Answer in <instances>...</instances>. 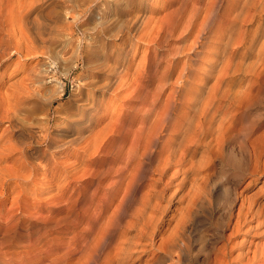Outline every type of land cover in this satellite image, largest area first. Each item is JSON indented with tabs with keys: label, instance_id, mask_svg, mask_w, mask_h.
Listing matches in <instances>:
<instances>
[{
	"label": "rangeland",
	"instance_id": "obj_1",
	"mask_svg": "<svg viewBox=\"0 0 264 264\" xmlns=\"http://www.w3.org/2000/svg\"><path fill=\"white\" fill-rule=\"evenodd\" d=\"M13 2L16 0H0V41L5 36L6 27L10 26L3 18L4 12L10 8L15 11L13 4L18 6L17 2ZM20 2L19 8L15 12L12 9L11 11L15 16L17 14L23 16L24 22L34 20L36 25L26 31L39 36L41 42H36V45L42 52L38 50L28 55L15 54L10 59L6 53L0 52L2 105L0 113H6V109L10 107L8 102L14 104L19 98V102L39 99L41 103L39 101L35 111L28 117L19 113L17 115L19 119L13 124L7 119L0 121V264H25L27 259H30L32 264H48L56 248H64L62 251L69 250L72 248L70 246L75 247L77 241L83 242L87 237L90 231L88 220L94 210V206L90 205L91 202L87 198L96 194L99 201L104 195H101V192L104 193V190L113 187L110 181L101 182L105 165H99L98 160L85 163L89 157L94 156L88 153L92 147L84 152L81 146L88 144L90 140L102 139L103 128L108 123L112 125L116 123L115 132L118 134L123 130L133 131L140 127L139 123L123 126L117 124L119 123L117 120L128 115L139 116L138 119H141L149 106V109L153 107L154 111L160 110L162 99L170 91V87H163V90L160 89L161 86L158 87L162 71H173L168 81L164 82L170 83L166 85L178 87L179 83H175L176 77L189 55L186 50L177 52L189 42L180 40L181 33L192 28L193 20H200L204 8L216 6L221 11L228 0H20ZM135 21H138V29L133 33L130 27ZM9 28H12V25ZM146 32L149 34L145 35L148 36L147 39L143 35ZM206 39L203 48L199 47L201 53L199 51L191 56L200 63L198 68L200 74L209 70L208 63L204 62L209 59L206 56L210 45L209 36ZM79 49L81 51H77ZM87 51L91 53L88 60ZM2 53L6 54V57ZM112 53H115L116 57L110 59L108 54ZM123 58L131 60L130 66L124 68L126 72L122 73L123 77L126 76L124 81L128 88L124 86L126 91L123 90L113 99H107L111 95V89H115V92L120 87L116 89L113 85L109 90L101 87L114 74L113 68L116 64H121ZM254 59L253 56L247 58L248 62ZM160 61H163V65L158 68L157 64ZM115 75L118 76V72ZM187 76L180 84L183 83V89L195 91L200 79L197 78L195 83L189 84L190 80L187 79L192 80L193 74L189 73ZM214 79L215 77L208 78L206 86L213 84ZM100 88L103 91L100 90L98 94L106 98V102L95 100L97 89ZM134 90L137 93L131 98L133 101H130ZM10 99L12 102L7 101ZM262 99L264 100V96ZM239 110L244 111L242 118L247 123L256 121L258 128L253 137H259L258 132L261 133L257 142L264 144V116L262 117L264 111H261L264 110V101ZM168 133L169 129L165 130L162 136L166 137ZM242 135L244 133H241ZM240 141L241 137H237L231 146L226 145L223 148V151L226 150L222 151L221 155L211 157L212 159L207 160L210 163L206 162V166L189 176L191 182L194 181L192 180L194 177L200 179L195 189L190 187L191 183L187 179L183 188L173 185L162 198L157 194L154 196L156 201L152 206L154 204L157 206H153L149 213L153 214L151 215L153 219V216H159L155 217L159 220L157 219V225L155 219L151 220L153 224L149 223L150 226L155 225L150 229V233L154 234L153 238L142 237V231H149L142 219L123 216L124 222H121L122 225L115 229L112 235L114 240L117 237L112 246L116 247L121 237L123 238L120 240L133 237L136 242H144L138 246L142 248L137 247L131 258H127L126 264H215L218 256L226 251L229 253L236 250L240 246L239 241H245L243 243L247 247L250 245L254 247L257 242L264 244V223L258 227L254 226L257 225L256 222L259 224L264 220V171L251 174L253 160L249 157L248 149L239 148ZM120 143L122 144L120 140H114V147H119ZM202 150L203 148L198 149L195 159L200 157ZM85 169L93 173L95 171V174H91L90 171L85 173ZM146 173L147 180H144V186L137 196L142 191L158 190L159 186H163L156 180L158 175L152 173L150 168ZM185 176L186 174L181 172L177 181ZM74 190L79 192L73 197L77 203L69 212L65 203ZM171 193L172 198L168 197ZM192 193L194 194L191 197ZM64 198L66 201L63 202ZM251 199H254L255 207L259 203L257 201H262L263 206L260 208L261 214L250 223L249 220L255 217L253 213L246 212ZM158 205L163 207L156 208ZM124 217L129 219L125 220ZM103 221L104 219L98 218L95 221L96 228ZM234 224L238 227L240 225L241 228ZM155 228L156 231L153 230ZM121 232L124 233L123 236L120 235ZM28 235L32 237L31 242L27 241ZM144 247L147 251L142 250ZM137 255L140 257L136 258Z\"/></svg>",
	"mask_w": 264,
	"mask_h": 264
},
{
	"label": "bare ground",
	"instance_id": "obj_2",
	"mask_svg": "<svg viewBox=\"0 0 264 264\" xmlns=\"http://www.w3.org/2000/svg\"><path fill=\"white\" fill-rule=\"evenodd\" d=\"M16 2L18 3V6L19 3L21 4L20 0H16ZM13 5L15 6L13 7L16 8L15 9L16 11L17 8L19 7L17 6V4L16 5L13 4ZM11 9L12 8L8 9L10 10L8 13H7L8 10L4 12L5 14L3 18L6 21H8V24L10 23L9 24L10 26L12 25V28H9L10 26L6 27L5 29L6 32L4 33L5 36L0 41L2 42L0 44V52L6 53L8 55V59L12 58L15 54L28 55L37 52L39 48L37 47L38 45H36V42H39L40 38L34 33L30 34L27 32L29 29H32V27H34L36 23L34 22V20L33 22L22 21L23 16H20L18 14L15 16L14 9H12V11L14 12H12ZM20 10L23 11V9ZM193 22L194 23L192 25V28L187 30L185 33L182 31L183 33H181L182 36L180 37V40L185 42L189 41V42L185 43L184 48L182 49L181 47L182 50L180 49L177 52H183L184 50H186L189 55L185 59V62L183 63L176 77L175 83H179L178 87L177 85L176 86L166 85V84H170L167 83V81L170 75L173 74V71L163 70L158 80V87L161 86L160 89H162L163 87H167V88L170 87V91H168L167 96L163 98L161 101L162 108L158 111H154V108L152 107L149 109L150 107L149 106L147 108L148 110L146 109L147 111L145 112V114L141 119H138L139 116L128 115L125 118H119L117 120L119 122L117 124L120 125L122 124L123 126L125 125L127 126V124L132 125L139 123L140 127L133 131L123 130V131H119L118 134L115 132L117 126L116 123L114 122L116 126L114 124L113 126L111 123H108L103 128L104 134L103 137H101L102 139L99 138H98L99 140L92 139L93 141L90 140L88 144L81 146V148L82 147L84 148V152L89 151L90 147H92V149H90V152L88 153L90 154V156L92 155L94 156L92 158L89 157L85 163L88 164V163L96 162L98 160L99 165H105L106 167L105 169H103L102 173H104V175L101 178V182L110 181L113 184V187L111 189L104 190V193L101 192V195L102 194L104 195L103 197L100 198L99 201H98V196L96 194L87 198L91 202L90 205L94 206V208L92 207L94 209L92 213L93 214L98 213L97 216H93L92 214V216L89 217L88 222L90 223L89 224L90 228L89 227L88 228L90 229V231L89 232L87 231L88 232V234L86 235L87 237L86 238L84 237L85 239H83L84 240L83 242L78 243L77 241L75 247L74 245L70 246V248L74 247L73 249L71 248L69 250L67 249L62 251L64 248L63 249L61 248L62 250L60 248H56L54 250L55 251L54 255L50 256L52 258L49 259L48 264H126L127 258L129 257L131 258L133 252L137 250L136 248L138 246H141L144 242L143 241H142L143 243L141 241H140L141 243L139 241L136 242L133 239V237H127V238L124 237L125 239L120 240L121 238H123L121 237L119 239V242H117V246L116 247L112 246V244H114V242L117 240V237H115L114 240L112 235H114V230L120 227V225H122L121 222L123 221L122 220L123 216L129 215L137 219H142L144 221L143 224L145 225V228L149 230V231L141 230L142 237H148L150 239L153 238L152 236H154V234H151L153 232L150 233L151 231L150 229L154 228V226L157 225V221L159 220L158 218H157L158 220L155 219V217H159V216H153L154 219L156 220V224L154 226L149 225V223L152 224L154 223L151 221V220L154 221V219L151 218V215L153 214L149 213L150 209H153L152 208L153 206H157L155 204L152 206V204L156 201V200L154 201V196L157 194L158 197L161 196L162 198V195H165V192L167 190L170 191L173 185H177L178 187L183 188L186 184L187 179L191 183L190 187L191 188L194 187L195 189L200 179L194 177L195 179H192L194 181L191 182L189 176L191 174L192 175L196 174L198 172V169L202 168L205 164L210 163L207 162V160L209 161L211 157H215L216 155H221L223 148L226 145H230L232 141H235L237 137H241V141L239 142L240 143L239 148L248 149L249 157L251 158V160H253L252 161L253 167L250 169L251 174L264 171V144L257 142L261 133L258 132L259 137H253V134L256 133L258 128V126H256L257 123L256 121L250 122L248 120V122L250 123L244 121L242 118L244 111L241 112L239 110L259 102L262 103L264 101L262 99L264 96L263 93L264 92V0H230V1L228 0L227 4L221 11H219L216 6H210L204 8V14L200 18V20L197 21L195 19L193 20ZM132 23L133 25L130 27L131 32L138 29L137 28L138 21ZM26 29L28 30L26 31ZM143 35L145 36L149 34L146 32V34ZM144 36L142 37L144 38ZM207 36H209L210 38V45L208 47L209 50L206 51V56L209 59L208 61L205 60L204 62L208 63L209 70L200 74V72L198 71L199 70L198 68H200V63L196 62L195 58L192 59L191 56L193 54L195 55V53H199V51L201 53L199 47L205 45V40H207L206 39ZM146 37L148 36H145V38ZM77 51H81V49ZM40 52H42V50ZM3 53L2 55L6 57V54ZM115 55H116L115 53L108 54L110 59L115 58L116 57ZM90 56L91 53L87 51L86 59L88 60ZM250 56H253L255 59L251 62H248L247 58ZM149 57L151 58V55ZM130 64H131V60L129 58H123L121 64L118 65L116 64L114 68L112 67L113 69H115L113 72L114 74L113 73H112L113 75L110 74L111 76L110 77L108 76L109 80L107 81V83L102 87L101 86L100 87L109 90L114 85V88L118 89L119 86L120 89L116 90L115 92H114L115 89H111L112 90L111 95L107 97V99H113L119 96L120 92H122L123 90L126 91V89L124 88L126 84L124 78L126 76L123 77L122 73L126 72L124 70L128 68ZM162 65H163V61H160L157 64L158 68ZM147 69H149V67H147ZM43 70H45L46 72L48 71L46 69ZM117 72H118V76L115 75ZM189 73L193 74L192 80L187 79L190 80V82H188L189 84L195 83L197 78L200 79L198 81L199 82L198 88L195 89V91L193 90L191 91L186 88L183 89L182 87L184 86L183 83L180 84V82L184 81L185 77ZM210 77H215L214 79L215 82L211 85L206 86V81ZM165 80L167 81L164 82ZM129 83L132 84L131 82ZM139 87H141V85ZM101 88L97 89V93L95 95L96 102L98 101L104 102L106 99V98L105 99L102 98V96L98 94ZM145 90L143 92H145ZM134 91L130 97V101H133L131 98L135 97V94L137 93V91L135 92ZM17 96L21 97L20 95ZM7 98L8 97H6V99ZM15 98L18 99V97ZM19 100L16 103L13 100L14 104H9L8 102V105H10V107L9 108L7 107L8 110L6 109L7 111L6 113L5 112L0 113L1 115L0 121L7 119L10 123L13 124V122L17 121L16 119H19L17 116L19 113L25 114V116L28 117L30 114L32 115V113L35 111L40 101L39 99H35L34 101L32 100L29 101V99H27L24 102L22 101L19 102ZM7 101L12 102L11 99ZM154 101L155 100H153V103ZM1 106L2 105L0 103V107ZM263 116L264 115H262V117ZM167 129L170 130V133H168L166 137H163L162 136L163 132ZM260 132H262V130ZM241 133H244V135L241 136ZM114 140H120L122 144L120 143L121 145L119 147H114ZM199 148H203V150L201 151L202 154L200 153L201 154V155L199 154L200 157L198 155L199 158L195 159ZM224 154L225 153H223V155ZM149 168L151 169L152 173L158 175L157 176L158 178L156 180H158L160 184H163V186L162 187L159 186L160 189L158 190L156 189L152 191L149 189L147 191H142L144 193L142 194L141 192L142 195L139 194V196H137L140 190L144 186V180L145 181L147 180L146 172L148 171ZM76 170L79 171L80 169H76ZM66 171H70V170H66ZM89 171L85 169L84 172L86 173ZM71 172L68 173L70 175H73L71 174ZM181 172H184L186 176L183 177L181 180L177 181L179 179V175ZM85 173L84 175H87ZM90 173L92 174L93 172L90 171ZM94 174L95 171L93 175ZM68 184H69L68 186H70V182ZM76 192L78 191L76 190L72 191V194L69 196V198H67V201L66 198H64L65 200H63V202L66 201L65 204L68 205L66 210L69 212L73 210L74 204L77 203V200L73 198L74 195H77ZM98 193L100 194L99 190ZM173 193L176 192L173 191ZM193 194L194 193L191 194V197ZM61 195L60 197H62ZM169 195L170 196L168 195L166 196L171 197L172 193ZM253 200L254 199L250 200L249 206L247 207V211H246L247 214L253 213L252 215L255 216L254 218L249 220L250 223L256 220L257 217L261 214L260 208L263 206L262 201H257L259 203L257 207H255L254 206L255 201ZM158 206L159 207L156 208L163 207V205L161 207L160 205ZM130 208H132V210H129ZM96 218L97 219L101 218L102 220L104 219L103 223L101 222V225H98L97 228L95 225V221L97 220ZM127 219L125 218V220ZM238 220H240V217L238 218ZM78 222H80V220ZM256 223L257 225L254 226L258 227L259 225L264 223V220L259 222V224L258 222ZM238 228L236 229L238 230ZM153 230L156 231V228ZM123 234L124 233L122 232L120 233V235L122 236ZM129 235L130 234H128V236ZM27 239H28L27 241L31 242L32 239L31 235L30 236L28 235ZM243 242L245 243V241L238 242L240 246H238L236 250H232L229 253L226 251L220 256H218V258L215 260V264H238V263L264 264V244H260L257 242V244H255L254 247L250 244H249L250 246L247 247L244 246ZM123 243L125 246H123ZM139 248L142 247H138V249ZM142 250L147 251V248L144 247ZM229 256L230 258H228ZM139 257L140 256L137 255L136 258ZM26 261L27 262L25 264H32V261L30 259H27Z\"/></svg>",
	"mask_w": 264,
	"mask_h": 264
}]
</instances>
